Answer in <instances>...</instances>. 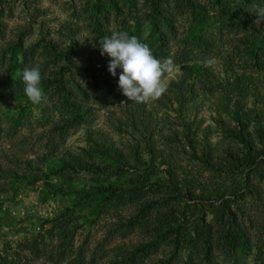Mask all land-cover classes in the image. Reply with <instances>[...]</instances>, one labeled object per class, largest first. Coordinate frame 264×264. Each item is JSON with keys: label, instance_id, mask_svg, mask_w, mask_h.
<instances>
[{"label": "rangeland", "instance_id": "1", "mask_svg": "<svg viewBox=\"0 0 264 264\" xmlns=\"http://www.w3.org/2000/svg\"><path fill=\"white\" fill-rule=\"evenodd\" d=\"M113 32L158 99L122 93ZM0 264H264V0H0Z\"/></svg>", "mask_w": 264, "mask_h": 264}, {"label": "clouds", "instance_id": "2", "mask_svg": "<svg viewBox=\"0 0 264 264\" xmlns=\"http://www.w3.org/2000/svg\"><path fill=\"white\" fill-rule=\"evenodd\" d=\"M100 45L101 55L110 58L108 71L115 76L117 69L121 70L118 87L131 101L155 100L165 91L161 82L165 66L136 36L113 32L101 39ZM41 79L39 66L25 67L22 71L23 93L32 104H41L46 99Z\"/></svg>", "mask_w": 264, "mask_h": 264}, {"label": "trees", "instance_id": "3", "mask_svg": "<svg viewBox=\"0 0 264 264\" xmlns=\"http://www.w3.org/2000/svg\"><path fill=\"white\" fill-rule=\"evenodd\" d=\"M217 2H219L220 0H216ZM226 12L231 15V12H229V10H226ZM234 17V16H232ZM234 117L238 120L239 117H238V114L237 112L234 114ZM237 136L239 137L240 141L243 142L244 144H247V141L244 139L243 135L241 132L237 133ZM93 151L99 155V156H106L108 155V151L104 148H100L98 145H94L93 147ZM110 157V156H108Z\"/></svg>", "mask_w": 264, "mask_h": 264}]
</instances>
